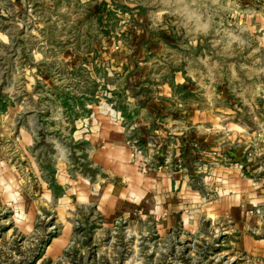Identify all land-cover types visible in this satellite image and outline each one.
Returning a JSON list of instances; mask_svg holds the SVG:
<instances>
[{
	"label": "rangeland",
	"instance_id": "1",
	"mask_svg": "<svg viewBox=\"0 0 264 264\" xmlns=\"http://www.w3.org/2000/svg\"><path fill=\"white\" fill-rule=\"evenodd\" d=\"M5 36L2 99L35 111V148H52L79 119L109 117L128 132L131 159L145 174L171 159L163 152L161 164L162 145H148L138 132L146 103L157 98L163 108L152 117L178 121L200 102L225 107L215 116L251 129L247 157L231 167L264 186V0H0ZM163 130L172 143L173 132ZM50 160L45 168L58 198L64 190ZM211 175L205 195L215 200L223 191ZM1 199L0 264H264V203L241 228L201 218L165 232L148 219L104 222L73 198L45 209Z\"/></svg>",
	"mask_w": 264,
	"mask_h": 264
},
{
	"label": "crops",
	"instance_id": "2",
	"mask_svg": "<svg viewBox=\"0 0 264 264\" xmlns=\"http://www.w3.org/2000/svg\"><path fill=\"white\" fill-rule=\"evenodd\" d=\"M9 40L0 37V46L2 41L8 45ZM42 76L47 78L48 74ZM4 93L8 92L0 91L1 200L7 201L10 196L18 204L25 201L29 209L38 205L45 209L48 204L63 205L73 198L77 206L92 208L104 222L148 219L165 232L196 226L201 218L232 220L237 228L257 219L249 212L264 203V186L253 175L244 177L231 167L243 164L248 144L253 143V132L240 120L216 117L214 110L226 113L225 107L211 108L193 102L188 106V118L183 115L182 120L175 121L153 118L152 114L157 115L163 107L157 98L150 99L144 110L148 116L140 117L138 132L148 145L154 142L162 145L161 164L165 163L163 152L170 154L171 159L168 157L162 168H150L144 174L131 159L128 132L109 117L79 119L74 122L73 133L61 130L62 138L52 148H35V111L14 102L6 103L2 99ZM164 128L173 132L172 143L165 139ZM40 134L44 141V133ZM51 158L54 182L64 190V195L58 198L52 192L45 168ZM253 158L251 163L255 161ZM236 162L239 164L234 165ZM177 163H181L180 169ZM196 163L203 173L201 188L194 185ZM250 167L254 172L256 166L247 169ZM212 173H217L223 191L215 200L209 199L210 194L205 195L214 182Z\"/></svg>",
	"mask_w": 264,
	"mask_h": 264
}]
</instances>
